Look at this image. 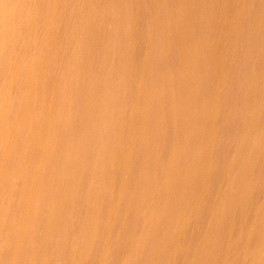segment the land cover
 <instances>
[{
  "label": "clouds",
  "instance_id": "obj_1",
  "mask_svg": "<svg viewBox=\"0 0 264 264\" xmlns=\"http://www.w3.org/2000/svg\"><path fill=\"white\" fill-rule=\"evenodd\" d=\"M0 264H264V0L0 24Z\"/></svg>",
  "mask_w": 264,
  "mask_h": 264
},
{
  "label": "rangeland",
  "instance_id": "obj_2",
  "mask_svg": "<svg viewBox=\"0 0 264 264\" xmlns=\"http://www.w3.org/2000/svg\"><path fill=\"white\" fill-rule=\"evenodd\" d=\"M32 0H0V24L15 27L26 15ZM4 5H7L5 11Z\"/></svg>",
  "mask_w": 264,
  "mask_h": 264
}]
</instances>
